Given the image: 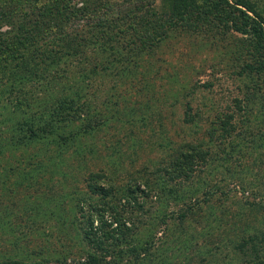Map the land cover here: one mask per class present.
<instances>
[{"label": "rangeland", "instance_id": "obj_1", "mask_svg": "<svg viewBox=\"0 0 264 264\" xmlns=\"http://www.w3.org/2000/svg\"><path fill=\"white\" fill-rule=\"evenodd\" d=\"M44 2L0 0V35L6 41L30 28L36 35L17 58L0 67V264H81L89 255L98 256L80 240L90 208L97 219L100 210L110 220L113 215L125 220L127 227L117 233L114 250L121 254L107 256L102 264H264V122L255 117L260 106L245 103L235 113L232 137L245 145L230 154L228 163L219 159L228 141L217 138L219 133L211 142L206 136L215 112L234 109V99L244 100L246 93L247 85L232 72L224 49L189 31L191 36L170 37L135 73L123 77L115 69L100 68L89 78L77 79L79 72L87 70L88 75L99 62L98 48L87 43L82 55L43 68L42 57L68 52L56 34L43 35V28H66L69 20L64 17L71 16L68 9L47 26L37 23L45 11L38 6ZM108 2L75 0V5L92 12ZM73 17L79 16L70 21ZM81 32L85 30L78 28L65 37L73 41ZM119 40L118 48L127 45L128 38ZM38 68L43 77L31 75L28 80L24 75ZM60 90L67 96L81 91L89 110L94 107L104 117H26L40 110L38 102L50 93L60 96ZM88 120H96L95 128L84 133ZM28 126L59 127L62 137L81 135L64 145L47 136L10 147L11 140L29 134ZM206 140L210 167H202L190 183L173 182L185 199L203 203L200 213L181 222L183 207L162 191L173 184L161 183L163 174L155 178L154 173L182 144ZM99 186L107 194L93 192ZM136 186L147 196L135 191L130 195L129 188ZM251 236L259 239L243 246Z\"/></svg>", "mask_w": 264, "mask_h": 264}, {"label": "trees", "instance_id": "obj_2", "mask_svg": "<svg viewBox=\"0 0 264 264\" xmlns=\"http://www.w3.org/2000/svg\"><path fill=\"white\" fill-rule=\"evenodd\" d=\"M38 7L45 8V11L41 12L37 18V23L41 22L46 26L47 22L66 16L68 9L71 16L76 14L79 16L78 19L73 17L72 21H70L71 16L64 17V19L69 20L66 28L51 26L50 31H45L47 27L46 29L43 28V35L56 34L55 38L62 42L61 47L68 50L65 55L57 53L42 57L41 66L43 68L48 67L49 63L51 66L55 65L56 67L67 56L72 58L82 55L83 48L87 43L98 48L99 62L96 61L98 63L94 65V69L90 70V74H86L87 70L79 72L77 79L89 78L100 68L105 71L115 69L118 74H123V77L135 73L138 67H144V62L149 55H152L170 37L185 34L191 36L192 34L189 31L196 35L200 34L205 41H211L218 48L224 49V58L227 60V64L237 79L244 80L243 82H245L247 88L246 93L243 95L244 100L234 99L235 110L228 109L215 112L213 127L206 130L209 142L217 137V133H219L217 138L228 141V149L223 148V157L219 158L222 162L228 163L230 156L239 153L244 148V142L238 143L237 138L235 137L237 140L235 141L232 137L236 129L233 123L235 113L242 112V106L246 108L243 104L260 106L255 112V117H263L262 122H264V87H261L264 85V0H109L103 7L92 12L88 11V8L84 5L77 8L75 0H45ZM68 27L73 28L72 31H76L78 28L81 31L85 30V33H79V36L74 37L71 41L70 38L65 37L72 32L67 31ZM189 28L198 29L202 32L194 33ZM28 30L31 32L25 31V35L24 32L21 33L22 36L16 37L17 39L12 42L6 41L8 38L6 35L4 37L0 35V67L3 63L6 64L9 60L17 58L20 55V49L27 48L29 44L31 45L36 35L32 32L33 28ZM29 34L31 36H28ZM120 37L122 39L128 38L127 45L122 48L115 46V43L120 41ZM42 67L40 70L43 69ZM34 70L35 74H31L33 73L32 69L27 70L24 74L27 75L28 80L31 75L44 76V71L41 72L39 68ZM38 71L40 72L38 73ZM12 75L13 78H17L15 74ZM49 84V82H46L45 86L49 87ZM79 90L69 96H67L68 94L63 95L61 90L58 97L57 95L54 97L50 93L48 98L38 102L40 110L26 117H62V119L70 117L73 120L78 117H104L102 113L96 112L94 107L92 111L89 110L91 106L87 98H84L86 96L82 95ZM261 92H263V95H261ZM84 108H87L88 111ZM186 109L191 110L189 105ZM116 116V114L111 115V117ZM96 120H88L87 124L81 129L82 132L88 133L93 130ZM186 121H193V117H187ZM25 124L21 127L24 128ZM52 128L53 126L48 130L44 126L38 128V130H33L32 127L28 126L26 131L29 134L19 136L14 143L11 140L10 147L26 146L31 141L39 142L47 136H49L52 143L64 145L68 139H78L81 135L80 132H76L74 134L70 133L68 137H62L56 130L59 127H55L54 131ZM207 140L206 142L199 141L198 144L185 143L179 146L169 155L168 160L155 170V178L162 173L161 183H190L196 172H201L202 167L209 166L208 163L212 162L210 158L208 159V151L204 149ZM260 140L264 144V136L260 135ZM256 148L259 147L256 146ZM231 153L233 154L230 155ZM134 191L141 196L144 194L147 196V193L141 191L138 186L135 189L130 187L128 193L132 195ZM162 191H165L172 201L183 207V211H181L178 218L181 222L188 219L193 213L197 215L203 209L202 201L195 202L185 199L183 190L177 187L176 184L169 188L166 187ZM93 192L107 194L105 189L100 186ZM134 197L132 199L135 206L141 208V203L137 202ZM184 199L187 200L185 205L182 202ZM180 201L181 204L178 203ZM92 212L93 208H90L88 210L89 214L86 215L85 226L80 232V240L82 243L89 245L99 255H89L81 264H102L107 256H113L115 253L120 255L121 252L117 253V250H114V247L117 246V233L120 232L122 227L127 228L125 220L119 219L115 215L110 220L98 210L96 212L97 219ZM114 225L119 227L117 232L113 228ZM124 229L121 231L123 232ZM254 238L259 239L258 236H251L241 244L244 246V244L253 243ZM146 244L148 243L146 242L144 245ZM253 246L255 247V245ZM126 251H129V249L127 248ZM108 264L118 263L109 262Z\"/></svg>", "mask_w": 264, "mask_h": 264}]
</instances>
